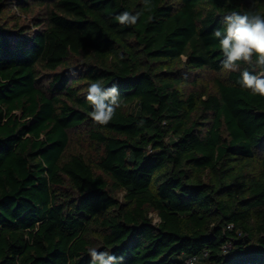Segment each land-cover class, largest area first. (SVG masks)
<instances>
[{
  "label": "trees",
  "instance_id": "1",
  "mask_svg": "<svg viewBox=\"0 0 264 264\" xmlns=\"http://www.w3.org/2000/svg\"><path fill=\"white\" fill-rule=\"evenodd\" d=\"M230 11L264 0H0V264H264V97L222 69ZM93 81L120 90L107 125Z\"/></svg>",
  "mask_w": 264,
  "mask_h": 264
},
{
  "label": "clouds",
  "instance_id": "2",
  "mask_svg": "<svg viewBox=\"0 0 264 264\" xmlns=\"http://www.w3.org/2000/svg\"><path fill=\"white\" fill-rule=\"evenodd\" d=\"M143 5L145 9L150 8L151 0H143ZM140 16L141 12L126 10L115 16V20L121 26L128 27L136 25ZM222 24V28L213 32L223 56L222 69L228 73L240 72L237 83L253 95L264 97V14L230 11L222 17ZM241 64L253 70H241ZM85 98L92 106L89 116L97 125H107L121 106L120 90L116 83L105 87L99 81H93L87 87ZM88 254L91 264H120L123 260V257L96 248H89Z\"/></svg>",
  "mask_w": 264,
  "mask_h": 264
},
{
  "label": "rangeland",
  "instance_id": "3",
  "mask_svg": "<svg viewBox=\"0 0 264 264\" xmlns=\"http://www.w3.org/2000/svg\"><path fill=\"white\" fill-rule=\"evenodd\" d=\"M25 19V18H24ZM27 22V20H24V22ZM203 79V83L207 84L209 87L212 88L213 79L215 78L216 74L210 73V72H204L200 75ZM70 151L72 152H88L90 154V150L87 148V145H85L83 139L80 138H73L71 144H70ZM158 220L156 219V222Z\"/></svg>",
  "mask_w": 264,
  "mask_h": 264
},
{
  "label": "built area",
  "instance_id": "4",
  "mask_svg": "<svg viewBox=\"0 0 264 264\" xmlns=\"http://www.w3.org/2000/svg\"><path fill=\"white\" fill-rule=\"evenodd\" d=\"M228 247L225 248V251H227ZM208 254L205 253L204 257H206ZM199 261L198 257H192V258H188L187 260L184 261V263L182 264H197Z\"/></svg>",
  "mask_w": 264,
  "mask_h": 264
}]
</instances>
